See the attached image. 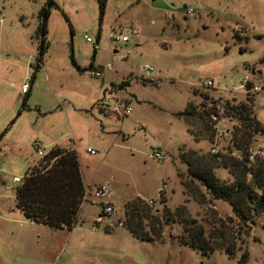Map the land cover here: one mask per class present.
I'll return each instance as SVG.
<instances>
[{
    "label": "rangeland",
    "instance_id": "obj_1",
    "mask_svg": "<svg viewBox=\"0 0 264 264\" xmlns=\"http://www.w3.org/2000/svg\"><path fill=\"white\" fill-rule=\"evenodd\" d=\"M50 1L44 68L36 71L32 83L28 81L27 108L22 109L25 95L20 93V86L33 69L27 57L25 60L13 52L24 48L22 53L36 56V41L29 38L36 10L45 0H0L2 26L15 25L20 30L8 33L1 41L9 51L8 58L0 57V200L5 214L21 216L15 208L17 183L12 179L23 178L27 168L40 158L33 143L40 142L44 150L54 145L70 147L77 153L79 164L87 167L84 175L91 178L95 174V184L99 181L107 186L112 212L104 214L97 229L92 230L102 201L92 194L87 196L72 232L76 240L68 245L72 253L69 257L65 253L58 264H238L241 249L229 257L223 251L203 255L179 245L174 240L181 231L177 224L164 227L162 241L142 242L118 221L123 220L124 204L136 196L152 200L153 211L164 206L173 210L188 200L177 177L178 170L186 169L172 146L175 140L194 150L212 147L216 152L228 151V132L235 122L218 119V137L211 146L206 141L194 142L184 122L172 112L183 110L191 100L211 105L233 98L236 103L243 101L244 81L264 86V0H105L101 19L95 0ZM189 7L193 13L187 15ZM112 32L127 36L128 41L113 46L109 38ZM85 34L91 42L85 41ZM71 55L81 69L92 64L93 70H103L111 64L113 70H104L100 78L88 70L79 73L71 64ZM30 63L35 65L34 60ZM145 66L153 71L146 72ZM140 78H154L157 85H142ZM122 80L129 82L127 91L147 101L137 109L142 128L130 117L100 109L106 114L102 116L88 103V91ZM206 81H211L210 88L216 91H208ZM195 89L207 94V99L194 96ZM253 94L254 114L264 126V90ZM135 106L133 103L131 108ZM96 119L111 131L107 136L101 135ZM120 131L127 141L122 140ZM161 145L174 153L157 162L151 152ZM107 150L109 155L102 162ZM250 155L252 165L259 163L264 175V136L254 137ZM216 174L226 181L232 179L223 169ZM185 204L190 216L206 230L211 228L209 220H214L215 226L224 224L235 234L227 219L233 218L227 203L210 200L200 207L189 200ZM18 227L17 223L10 224L14 230L11 242L1 236L8 232L6 227L0 232V264H31L29 256L36 253V247L28 244L25 234L21 238L26 242H21L19 232L25 229ZM106 227L112 231L106 233ZM238 238L243 239L240 247L248 252L243 264H264V212L255 218L247 234Z\"/></svg>",
    "mask_w": 264,
    "mask_h": 264
},
{
    "label": "trees",
    "instance_id": "obj_2",
    "mask_svg": "<svg viewBox=\"0 0 264 264\" xmlns=\"http://www.w3.org/2000/svg\"><path fill=\"white\" fill-rule=\"evenodd\" d=\"M95 1L101 19L105 0ZM51 5L50 0H45L44 6L37 14L38 23L32 36L36 41V56L30 83L33 82L36 71L42 67L47 48V21ZM70 58L72 66L79 73L94 69L92 64L87 69H81L72 55ZM140 82L142 85H157L156 80L147 78H140ZM128 85L129 82L123 80L113 87L115 90H121ZM252 87L251 82H245L244 100L237 103L235 98L223 103L213 102L212 105L204 102L195 104L191 100L183 110L173 113L176 119L184 122L186 132L194 142L206 141L211 146L218 137V119L235 122L228 132V151L225 153H212V147L202 151L181 145L177 149V159L186 169L177 172L183 194L188 198L185 203L192 200L200 207L210 200L227 203L233 214V218L227 219L236 230L235 234L232 235L224 224L215 226L214 220H209L211 228L206 230L199 220L190 216L185 203L173 210L164 206L161 211H153V207H150L145 199L136 196L124 204L123 220L118 221L132 237L142 242H160L163 240L164 227L177 224L181 231L174 240L179 245L199 251L203 255L223 251L229 257H232L237 249H241L243 252L238 264L245 262L248 252L240 247L243 239L239 240L238 237L246 235L255 218L264 212L263 168L259 163L252 165L249 160L254 137L264 136V126L257 120L253 110ZM207 90L216 91L210 87ZM192 94L200 97L203 95V99L208 97L196 89ZM27 97L28 93L22 100V109L27 108ZM232 153H239L240 156H234ZM218 169L226 170L232 179H220L216 174ZM85 190L75 150L54 145L27 168L23 178L17 183L14 189L15 207L28 221L44 225L51 230H71L76 225ZM159 199L163 205L166 203L161 191ZM100 215H103L102 211ZM111 231L112 228H105L106 233Z\"/></svg>",
    "mask_w": 264,
    "mask_h": 264
},
{
    "label": "crops",
    "instance_id": "obj_3",
    "mask_svg": "<svg viewBox=\"0 0 264 264\" xmlns=\"http://www.w3.org/2000/svg\"><path fill=\"white\" fill-rule=\"evenodd\" d=\"M38 12H39V9L36 10V19H35V22L33 23V26H32V32L33 33H34V31L37 27V23H38V19H37ZM0 20H2V22L0 23V57L8 58L9 56H8L7 52H9V51H7L5 48L2 47V44H1L2 38L5 37L8 33L17 34L20 30L18 28H16L15 25H14L15 27L13 25L2 26L4 24V20L2 18ZM25 35H26V33H25ZM32 36L33 35H31V37L29 39L33 40ZM23 50H24V48L22 50H19L18 52L14 51L13 53L19 55L20 58H24L25 60L27 57L28 58L27 63H29V67H32V63H30V60H32V61L35 60V57H32L31 55H27L28 53H22ZM15 63L17 64V61H15ZM41 68L42 69L44 68L43 65ZM1 74H0V80L3 81L2 80L3 74L2 75ZM147 79L154 81V78H147ZM116 84H118V83L110 82V86L107 87L106 85H104L102 83L98 89L94 88L90 92L88 91L87 100H88L89 104H93L92 108H96L97 111L100 112V109H103L100 106V101L103 99V97L105 96L106 93H109V92L115 90V89L113 90L112 87H113V85H116ZM146 85H149V84H146ZM29 88H30V86H29ZM127 89L128 90L130 89L129 85L124 87L121 90L120 89L115 90L116 95L119 98L123 99L125 101V103L129 104L130 106L133 103H136V106H135L136 109L132 108L131 113L128 116H125V118L130 117L131 121L136 126H139L140 128H142L141 127L142 121H141L140 115L138 113L139 110H137V109H140V107L143 104L147 103V101L142 99L143 97H139L138 95H136L130 91H127ZM28 91H29V89H28ZM28 91H27V93H28ZM26 94H24V95H26ZM98 102H99V104H98ZM175 112H177V111H175ZM175 112H172V115ZM101 114H102V116H106L105 113H101ZM173 117H174V115H173ZM96 121H98L100 126H101V135L107 136L109 134V132H111V131L105 128L102 120L96 119ZM120 133L122 136L121 137L122 140L127 141L126 135L124 133H122V131H120ZM181 145H185V144L182 142H179L178 140H175L172 143V146L174 147L175 152H177L178 147ZM155 151L161 152L163 154V159L165 158L166 155H170V154L174 153L173 149H169L168 147L161 145V146H157L156 149L152 150L151 157H152V153ZM108 155H109V151L107 150L104 157L102 158V162H104L107 159ZM86 168L87 167H85V166L82 167L79 164V170H80L82 182L84 184L85 189L86 190H92L94 187L101 186L102 183H100L99 181H97V184H95V182H96L95 181V174L91 178H88L84 175ZM141 198H143V197H141ZM14 203H15V199H14ZM110 205H111V202H110ZM4 211H5V206L3 204V201L0 200V223H4L3 224L4 226L1 225V228L4 229V231H5V227H6V229L8 230V232L6 234L1 233L3 240H4V238L6 241H8L10 239L9 242H11V238H12V236H14V230H12L10 228L11 223H17L19 225V227L17 229H25L24 231L19 232L20 233L19 237L21 239V242H23V241L26 242V239L21 238V235L25 234L28 236V239H29L28 244L36 247V253H33L29 256V258L32 259L31 264H58L65 253H66V257H69L71 255L72 252H69L70 250L68 248L69 247L68 245H70V243H71L70 241L74 239V235L72 234V232L76 229L75 226L71 230H51L44 225L36 224V223H33L31 221L26 220L20 212L19 213L21 214V216L19 218H14V217H12V215L5 214ZM98 217H100V214L98 215ZM102 219H103V216L100 218V222L102 221ZM2 229H0V232L2 231ZM31 236H33V238H34L33 241H32ZM74 240H76V238ZM10 247L13 248L14 245L10 244ZM73 250H76V248H73Z\"/></svg>",
    "mask_w": 264,
    "mask_h": 264
},
{
    "label": "built area",
    "instance_id": "obj_4",
    "mask_svg": "<svg viewBox=\"0 0 264 264\" xmlns=\"http://www.w3.org/2000/svg\"><path fill=\"white\" fill-rule=\"evenodd\" d=\"M193 13V8L189 7L186 9V14H191ZM2 22V20H0V23ZM109 38H110V42L113 46L117 45L118 43H124L128 41V37L124 36V35H120L117 34L115 32H112L109 34ZM84 39L86 42H91V38L85 34L84 35ZM35 61V60H34ZM104 70H113L112 65L108 64L105 68H103V70H99V69H95L90 71L89 73L96 78H100L102 71ZM144 70L146 72H152L153 69L150 67L145 66ZM30 77H26L24 82L21 84L20 86V93L21 94H26L28 89H29V81ZM245 82H243V84H241L243 87L245 86ZM204 85L206 87H211L212 86V82L211 81H206L204 83ZM264 90V86H256L254 85L252 87V92L256 93L257 91H262ZM100 106L103 108L104 111L106 112H111L114 113L115 115H117L118 117H125L127 115H129L131 113V106L129 104H126L124 100H122L121 98H119L116 95L115 91H111L109 93H106L105 96L103 97V99L100 101ZM33 146L36 150V154L39 157H42L45 154V150L42 149V145L40 142H34ZM88 152L90 154H95V151L88 149ZM212 153H215V148L211 149ZM152 158L159 162L163 159V154L161 152H153L152 153ZM250 158H252V155H250ZM21 180V178L18 177H14L12 179L13 183H19ZM6 189H9V187L7 186ZM90 194L93 195L94 198L102 201L101 202V207H102V214L100 215V217L97 218L95 224L92 226V230H96L97 229V224L100 222V218L102 216H104V214H108L112 212V206L110 205V202L108 201L109 199V191H107V186L106 185H101V186H97L94 187L92 190H85L84 194H83V198H82V203L86 200L87 196H89ZM147 204L150 207H153V201L152 200H148ZM82 205V204H81Z\"/></svg>",
    "mask_w": 264,
    "mask_h": 264
}]
</instances>
